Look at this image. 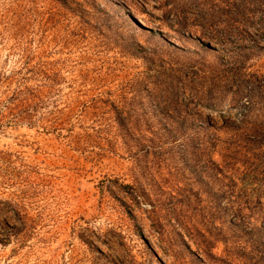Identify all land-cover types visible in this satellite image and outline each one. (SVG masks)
I'll list each match as a JSON object with an SVG mask.
<instances>
[{"label": "rangeland", "instance_id": "1", "mask_svg": "<svg viewBox=\"0 0 264 264\" xmlns=\"http://www.w3.org/2000/svg\"><path fill=\"white\" fill-rule=\"evenodd\" d=\"M0 264H264V0H0Z\"/></svg>", "mask_w": 264, "mask_h": 264}]
</instances>
